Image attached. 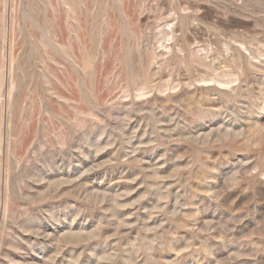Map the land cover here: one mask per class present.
<instances>
[{
    "label": "rangeland",
    "instance_id": "374dc122",
    "mask_svg": "<svg viewBox=\"0 0 264 264\" xmlns=\"http://www.w3.org/2000/svg\"><path fill=\"white\" fill-rule=\"evenodd\" d=\"M74 1L0 0V264H264V0Z\"/></svg>",
    "mask_w": 264,
    "mask_h": 264
},
{
    "label": "bare ground",
    "instance_id": "6f19581e",
    "mask_svg": "<svg viewBox=\"0 0 264 264\" xmlns=\"http://www.w3.org/2000/svg\"><path fill=\"white\" fill-rule=\"evenodd\" d=\"M75 1L74 0H66V4H69L70 5V10L72 11L73 14L76 15V19H78V27L81 28L82 27V23H81V20L77 17L78 14H77V10H76V7H75ZM101 6V5H100ZM100 10L102 12V14L100 13V17H102L103 15H105V7L104 6H101L100 7ZM109 18H110V21H112L113 19V14L112 12H110L108 14ZM110 21H107V24H110L111 25V22ZM83 28V27H82ZM77 30V29H76ZM78 31V30H77ZM78 37L80 39V42H82L85 46V42L83 40V38L81 37V33L80 31L78 32ZM40 43L43 45V48L41 49V54L37 57V59H39V61L44 64V69H43V72H42V76L43 78L45 79V82L47 84H49V86H52L53 85V82H52V79L50 78V76L48 74H53V70H54V67H52V62H55V63H58V64H63L65 67H66V57L64 55H62L61 57H55L53 54H52V51H51V46L45 41V39L43 37H41V39H39ZM61 47H62V53H65L66 54V43L63 41L61 43ZM91 64V61H87V63L85 64L84 68H87L89 65ZM55 76H57V78H59V80L61 82L62 79L54 73ZM2 71H0V90L2 88V83H1V79H2ZM204 81H207V80H204ZM15 88V85H14V81L11 82V85L9 87V96L12 94L13 90ZM50 89V88H49ZM1 143H0V151H1ZM1 153V152H0Z\"/></svg>",
    "mask_w": 264,
    "mask_h": 264
}]
</instances>
